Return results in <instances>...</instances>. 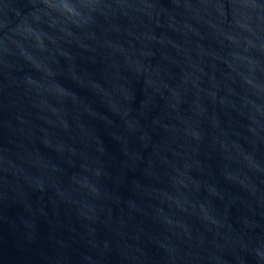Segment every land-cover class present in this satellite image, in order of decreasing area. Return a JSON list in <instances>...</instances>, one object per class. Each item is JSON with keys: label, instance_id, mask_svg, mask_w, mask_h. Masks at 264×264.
I'll return each instance as SVG.
<instances>
[{"label": "water", "instance_id": "1", "mask_svg": "<svg viewBox=\"0 0 264 264\" xmlns=\"http://www.w3.org/2000/svg\"><path fill=\"white\" fill-rule=\"evenodd\" d=\"M0 264H264V0H0Z\"/></svg>", "mask_w": 264, "mask_h": 264}]
</instances>
